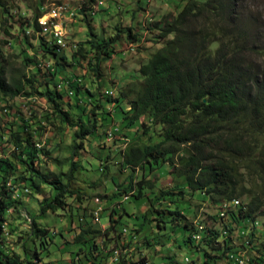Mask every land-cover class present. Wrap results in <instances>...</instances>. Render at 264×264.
I'll return each mask as SVG.
<instances>
[{
	"label": "trees",
	"instance_id": "obj_1",
	"mask_svg": "<svg viewBox=\"0 0 264 264\" xmlns=\"http://www.w3.org/2000/svg\"><path fill=\"white\" fill-rule=\"evenodd\" d=\"M180 1V9L174 15L164 16V21L158 23V35L164 42L139 65L137 72L141 79L125 84L115 99L102 93L95 100L76 79L66 81L69 99L74 100V107L78 109L74 121L68 111L62 108L60 91L53 83L55 76L65 69L67 61L61 54L63 47L56 45L52 39H41L40 42L47 79H36L37 74L42 76L40 63L37 61L30 69L29 63L34 60L35 55L29 56L22 51L24 68L16 75L6 76L4 66L0 63V95L11 98H44L51 113L73 128L70 151L82 147L87 137L95 136L106 122H116L115 119L119 117L130 128L131 139L121 152V158L131 170L145 171L147 168L149 173L166 164L182 179L185 190L182 189L180 193L186 191L193 194L200 190L212 203L237 199L244 192L237 191L235 187L233 172L236 161L256 168L258 175L264 179V39L258 32L242 26L240 16L243 0ZM1 7L4 9L2 13L7 14L8 8L0 0ZM35 7L37 12L33 11L31 22L21 24L22 28H30L34 34L42 31L37 22L40 16L37 2ZM86 22L90 24L89 19ZM9 28L11 26L7 27L8 32ZM87 33L88 39L84 42L89 46L90 52L87 63L98 77V63L100 59L111 56L113 49L110 44L113 39L109 42L108 39L97 37L90 26ZM169 35L171 38H167ZM127 37L132 38L130 27L127 28ZM212 44H216L214 49L211 48ZM77 50L79 53L82 50L86 52L81 44ZM88 52L82 57L85 58ZM109 105L114 108L112 111L119 113L116 118L111 109H107ZM146 121L157 125L159 129L156 133L147 132L148 142H139L137 129L132 125L137 123L144 127ZM17 122L19 123L13 119L8 126L3 127L0 124V140L4 144L12 142L13 145L7 157L0 150V264H24L19 256L5 253L1 245L4 213L10 205L20 202L24 196L16 194L18 191L21 192L26 187L29 190L39 189L43 184L52 189L54 193L49 199H43L39 208L41 215L47 211L55 212L58 208L64 209V197L76 195V191L70 189V184L79 163L71 157L65 171L42 170L40 164H37L41 159L42 149L36 145L38 141L34 140V131L28 130L29 124L24 119ZM2 128L6 130L5 135L1 134ZM109 131L112 136L119 129L114 127L105 130V137H108ZM147 133L143 130V135ZM244 138L249 140L247 144L251 141L254 148L259 149L258 155L250 152L240 155L238 148L246 145ZM249 155L252 157L248 158ZM16 171L23 173L20 179L24 187L21 190L16 185V178H10ZM130 183L127 188L129 190H116L113 196L126 195L128 198L132 195L139 198L144 196L145 189L151 190L155 187L153 181L146 179L144 172L137 183ZM171 195L172 191L162 188L152 197L146 195L147 207L143 217L153 215L151 221L158 230L164 229L166 223H170L172 230L185 228L188 232L185 242H197L195 250L203 252V259L198 264H215L217 259L228 261L231 253H243L250 258L249 264H264L261 258L264 253V231L255 235L253 228L247 230L248 221L252 222L257 214H263L260 209L263 202L259 198L252 197L246 202L239 200L240 204L236 209L227 211V217L215 215L216 219L223 221L221 230L205 228L204 225L198 230L194 223L186 230L187 223L182 227L180 224L184 218L182 210L171 198L166 197ZM165 200H169V203L163 210L159 206ZM118 205L116 202L106 206L109 225L104 230L98 224L86 220L85 215L80 216L78 224L73 225L75 230L79 229L74 236L75 241H92L88 252L79 250L78 253L86 262H102L97 257L100 254L98 240L105 249L119 244L120 231L116 227L125 210ZM26 219L29 218L26 216ZM29 223L30 234L37 237L39 246L46 249L52 241L48 236V228L40 226L35 218L29 219ZM241 230L247 235L246 239L235 246L231 243L232 235L245 236ZM140 231V227L132 228L130 240L139 235ZM196 231L200 234L198 239L193 237V232ZM138 241L140 242L134 245V250L127 252L116 264H127L128 261L131 264L140 261L142 264L147 261L141 249L154 245V240L151 236L144 235ZM33 254L40 259L36 252ZM167 258L172 261V257ZM194 261L190 260L192 263ZM25 264L33 263L25 258Z\"/></svg>",
	"mask_w": 264,
	"mask_h": 264
},
{
	"label": "rangeland",
	"instance_id": "obj_2",
	"mask_svg": "<svg viewBox=\"0 0 264 264\" xmlns=\"http://www.w3.org/2000/svg\"><path fill=\"white\" fill-rule=\"evenodd\" d=\"M1 1L8 8L7 14H3L2 10L4 9L0 8V63L4 66L5 75H16L20 69L24 68L22 66V56L24 55L21 53L23 51L29 56L35 55L34 60L29 63L30 69L37 64V61L40 63L42 76L36 75L38 81L47 79L45 78L46 64L41 55L40 42L41 39L50 41V33L47 30H42L34 34L30 28H22L21 24L25 25V23L31 22L33 11H36V2L39 6L40 16L44 19L48 18L47 12L49 10L56 9L57 11V7L62 9L60 19L63 25L64 41L66 42L61 54L67 62H65V69H62L58 76H55L53 83L57 85L56 88L60 91L62 108L68 111L72 121L76 118L78 109L74 107V100L69 99V88L66 86V81L76 79L84 89L90 92L91 97L94 96L95 100L102 93L115 99L125 84L141 79L137 72L139 65L146 61L149 55L161 47L164 42V39L159 38L158 35L160 30L158 23L164 21V16L174 15L182 5L180 0ZM243 5L240 16L242 26L258 32L264 39V0H243ZM86 19L87 21L89 19V25ZM8 26H11L9 32ZM89 26L97 37L108 39L109 42L113 39L110 44L113 49L111 56L100 59L98 63L100 65L98 77L87 63L90 52H88L89 46L84 42L88 39ZM128 27H130L132 35L130 39L127 37ZM167 38H171V35ZM80 44L88 52L85 58L82 57L86 53L85 50L80 53L77 50ZM215 47L216 44L211 45L212 49ZM52 88L53 86H51ZM109 108L116 118V114L119 113L112 111L114 108L111 105L107 109ZM115 108L117 109V107ZM118 118L115 119L116 122H106L95 136L87 137L84 140L82 147L70 151L73 128L62 123L56 115L51 113L49 104L44 98L38 96L33 98L15 96L11 98L0 95L1 126H8L13 119L16 123H19L17 122L19 119H24L29 124L28 130L34 131V140L41 144V159L37 164H40L42 170L57 171L60 169L65 171L71 157L73 161L79 163L78 168L74 171V179L70 184V189L76 191V195L64 197L66 203L64 209L58 208L55 212L47 211L43 215L39 214L43 199H49L54 193L45 184L41 185L39 189H30L28 194L25 193L22 196L20 202L9 206L4 213L5 222L1 238V245L5 253L19 256L24 264L25 258L33 264H88L80 258L82 255H78V253L79 250L88 252L92 241H75L74 236L79 232V229L75 230L73 225L78 224L82 215L86 216V220L92 222V210L97 207L102 208L98 225L107 223L106 206L117 202L118 206L121 205L125 210L117 224V230L121 232L122 228H127L126 235L130 237L131 229L140 227L139 235H135L137 240H141L144 235L153 238L154 245L141 249L149 264H198L203 259V252L195 250L197 242L193 241L192 244L185 242L188 235L185 228L172 230L170 223H166L164 229L158 230L151 221L153 215H148L147 218L143 217L147 207L146 195L152 197L160 188L172 191L173 195L166 197L171 198L182 210L184 218L180 224L182 227L186 222V230L193 226L192 223L195 224V227L201 224L205 228L221 230L223 221L215 218L218 203L209 202L208 197L200 190L193 194L186 191L180 193L182 189L185 190L182 179L172 172L166 164L149 173H147V168L145 171L142 169L133 171L127 167L122 162L121 152L130 142L131 133L129 132L130 128L128 129L125 125L126 121L123 122ZM137 126H139L137 123L132 125L134 129H137L139 142L144 143L148 142L149 134L147 132L156 133L159 129L157 125H151L148 121L144 127ZM114 127L119 131L113 133L109 138L105 137L103 132ZM143 130L147 134L143 135ZM5 133L6 130L2 128L1 134L5 135ZM243 142L246 145L238 148L240 155H247L249 152L258 155L259 149L254 148L251 141L250 144H247L249 140L244 138ZM0 143L2 155L4 157L9 156L13 147L12 142L4 144L0 140ZM250 157L252 155H249L248 158ZM64 161L66 163H59ZM256 170L250 165L246 166L245 162L236 161L233 179L237 191L244 192L237 196V199L246 202L252 197H257L263 202L260 207L263 214H257L255 217L261 223L264 221V179H261ZM143 172L146 179L155 184L153 189H145L144 196L139 198L132 195H129L127 199H123L121 195L113 196L116 190L127 189L130 181V184L137 183ZM22 175V171H16L10 177L16 178V185L20 190L24 187L23 181L20 179ZM26 188L28 189V187ZM168 203L169 200H165L159 208L164 210ZM26 216L30 220L35 218L40 226L48 228V236L52 241L46 249L39 246V239L30 234V223ZM156 216L154 215V217ZM248 222L247 230L249 231L251 228L250 221ZM254 231L256 235L262 232L261 230ZM246 236V234L245 236L233 234L231 243L235 246L239 245ZM132 246L133 243L129 247ZM206 249L211 251L207 246ZM34 252L38 254L40 259L34 256ZM134 254L136 256V252ZM98 256L100 257L99 254ZM167 257H172V261L170 262ZM74 259L76 260L75 263ZM185 259L189 261L186 262ZM190 260L195 261L192 263ZM106 262L107 264H114L110 257L106 258ZM215 264L233 263L217 259Z\"/></svg>",
	"mask_w": 264,
	"mask_h": 264
},
{
	"label": "built area",
	"instance_id": "obj_3",
	"mask_svg": "<svg viewBox=\"0 0 264 264\" xmlns=\"http://www.w3.org/2000/svg\"><path fill=\"white\" fill-rule=\"evenodd\" d=\"M47 13H51V18H52V9L49 10ZM44 15V14H43ZM42 15V16H43ZM37 22L40 26V30H43V25H44V17L39 16L37 18ZM61 37L60 36V26H54V28L51 29V34H50V38L55 42L61 45ZM108 137L111 136V132H108ZM37 146H41V144L39 142H37ZM7 184H9V182H7ZM123 199H126L127 196L124 195L122 197ZM232 204H240L239 199L233 198L230 200L224 199L223 200V208L227 207L228 205H232ZM100 211L101 208L97 207L96 209L92 210V222L95 224L99 223V215H100ZM220 211H223V209H220ZM217 215V214H216ZM109 225V219L107 221V223L103 224V225H99V227L104 230L107 226ZM128 229L127 228H122V231L120 232V238L118 240V245L115 247H111V249H105L104 245L100 242V240L98 241V250H99V255L100 258H102V256L104 257H110L111 261L116 264L120 261V258H122L123 256H125V254L127 252H131L132 250H134V245L138 242H134L135 237H133L132 240H130L129 236L126 235ZM194 234H196L199 237V233L198 231L193 232ZM131 243H133L132 247H129L131 245ZM122 246H125L124 248H122ZM232 254V259L233 260H237V264H242V254L241 253H231ZM97 257H99L97 255ZM106 258H102V262L100 264H107L106 262ZM104 259V260H103ZM90 264V263H88ZM127 264H131L129 261L127 262Z\"/></svg>",
	"mask_w": 264,
	"mask_h": 264
},
{
	"label": "bare ground",
	"instance_id": "obj_4",
	"mask_svg": "<svg viewBox=\"0 0 264 264\" xmlns=\"http://www.w3.org/2000/svg\"><path fill=\"white\" fill-rule=\"evenodd\" d=\"M61 10L62 9L60 7H57V11H56V9H52V18H51V13H48L49 14L48 15V18H45L44 19L43 31H46L47 30L51 34V29L54 28V26H60V36H62L61 37V45L58 44V43H56V45H58L59 47H65V42L66 41H64V34H63V31H62L63 25H62V21L60 19ZM36 145H37V142H36ZM38 147H40V146H38ZM9 185H10V182H9ZM29 192H30L29 188L28 189L27 188H24L23 191H21V192L18 191V193H16V194H19V196H21V195H23L25 193H29ZM238 205L239 204H232V205H228L227 207L223 208V201H220V202H218V208H217L216 214L219 217H222L223 218V217H225L227 215V211L229 209H236L238 207ZM220 209H223V211H220ZM250 227L253 228L254 230H261V231H263L264 230V221H262L260 223V221L258 219H255L254 218V220L252 222L250 221ZM197 228H198V230H200L202 228V225L201 224L200 225H197ZM241 233L244 234V230H241ZM255 235H256V232H255ZM193 237L195 239H198L199 238L196 234H194ZM244 239H246V237ZM248 258L245 257L243 255V253H242V264H246V263L249 264L248 263ZM261 258L264 261V253L261 255ZM227 260L229 262L233 263V264H237V260H233L232 259V254H229V257H228ZM75 261L76 260L74 259V263H75ZM261 263H263V262L261 261ZM137 264H141L140 261H137ZM142 264H149V263H148V261H146L145 263H142ZM258 264H260V263H258Z\"/></svg>",
	"mask_w": 264,
	"mask_h": 264
}]
</instances>
